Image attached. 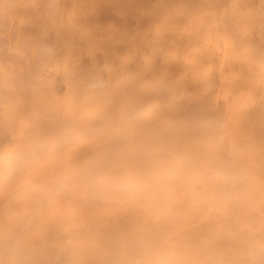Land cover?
Returning a JSON list of instances; mask_svg holds the SVG:
<instances>
[{
  "label": "bare ground",
  "instance_id": "6f19581e",
  "mask_svg": "<svg viewBox=\"0 0 264 264\" xmlns=\"http://www.w3.org/2000/svg\"><path fill=\"white\" fill-rule=\"evenodd\" d=\"M264 264V0H0V264Z\"/></svg>",
  "mask_w": 264,
  "mask_h": 264
},
{
  "label": "clouds",
  "instance_id": "9594fccd",
  "mask_svg": "<svg viewBox=\"0 0 264 264\" xmlns=\"http://www.w3.org/2000/svg\"><path fill=\"white\" fill-rule=\"evenodd\" d=\"M138 264H182V262L167 253H158L140 260Z\"/></svg>",
  "mask_w": 264,
  "mask_h": 264
}]
</instances>
